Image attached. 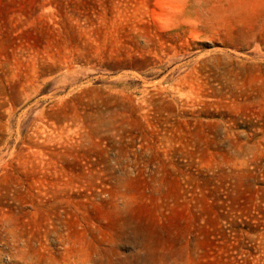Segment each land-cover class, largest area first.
<instances>
[{
  "label": "rangeland",
  "instance_id": "1",
  "mask_svg": "<svg viewBox=\"0 0 264 264\" xmlns=\"http://www.w3.org/2000/svg\"><path fill=\"white\" fill-rule=\"evenodd\" d=\"M0 0V264H264V0Z\"/></svg>",
  "mask_w": 264,
  "mask_h": 264
},
{
  "label": "clouds",
  "instance_id": "2",
  "mask_svg": "<svg viewBox=\"0 0 264 264\" xmlns=\"http://www.w3.org/2000/svg\"><path fill=\"white\" fill-rule=\"evenodd\" d=\"M234 2L242 6H247L249 0H234ZM201 3L204 4L205 14L208 15L211 19L215 20V17L213 15V7L209 4V0H201Z\"/></svg>",
  "mask_w": 264,
  "mask_h": 264
}]
</instances>
